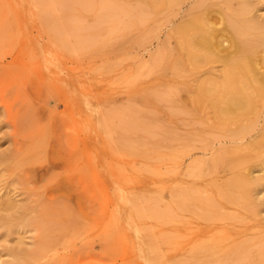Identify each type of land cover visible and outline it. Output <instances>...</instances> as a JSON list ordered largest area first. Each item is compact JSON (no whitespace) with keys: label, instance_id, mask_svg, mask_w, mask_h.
I'll use <instances>...</instances> for the list:
<instances>
[{"label":"rangeland","instance_id":"374dc122","mask_svg":"<svg viewBox=\"0 0 264 264\" xmlns=\"http://www.w3.org/2000/svg\"><path fill=\"white\" fill-rule=\"evenodd\" d=\"M261 80L264 0H0V264H264Z\"/></svg>","mask_w":264,"mask_h":264},{"label":"bare ground","instance_id":"6f19581e","mask_svg":"<svg viewBox=\"0 0 264 264\" xmlns=\"http://www.w3.org/2000/svg\"><path fill=\"white\" fill-rule=\"evenodd\" d=\"M173 1V0H168V2ZM207 3V2H206ZM199 4V3H198ZM202 5V4H199ZM198 5V6H199ZM218 5V4H217ZM203 6V5H202ZM208 6V5H207ZM223 6V5H222ZM195 7V5H194ZM193 8V7H192ZM211 8V7H210ZM226 8V7H225ZM196 9V7H195ZM194 9V10H195ZM227 10V8H226ZM191 11H193L191 9ZM230 12V11H228ZM227 12V13H228ZM237 12V11H236ZM193 13V12H191ZM204 13V12H203ZM201 15V12H200ZM187 16V15H186ZM204 17V16H203ZM208 17V16H207ZM186 18V17H185ZM209 18V17H208ZM225 19V18H224ZM184 21V20H183ZM206 23L209 22H205L204 19L202 17L199 16H190V18L187 20V22L183 23L182 25L177 27V30L179 33L181 34H186L187 37L191 38V47L192 48H196V50H192L190 53V57L195 58V56L197 55V53L202 54V52L198 49V46L200 48L201 44H204L203 41L206 40L204 39V36L202 35V29H203V25H205ZM221 23V22H220ZM223 23V22H222ZM230 25V23H229ZM226 26V25H225ZM235 26V25H234ZM206 27V26H204ZM208 27V26H207ZM231 27V26H230ZM242 27V26H241ZM209 28V27H208ZM216 28V27H215ZM233 28V27H232ZM219 31V30H218ZM235 32V31H234ZM215 32H210V36L212 38L216 37V33ZM247 33V32H246ZM236 34V32H235ZM240 34V33H239ZM242 34V33H241ZM203 40V41H202ZM209 40V39H208ZM186 41V40H185ZM207 41V40H206ZM206 43H209L208 41ZM210 45V43H209ZM209 45H207L209 47ZM251 45V44H250ZM204 46V45H203ZM205 46V49L206 47ZM241 46V45H240ZM207 47V49H208ZM211 48V47H210ZM249 48V47H248ZM246 48V49H248ZM201 49V48H200ZM204 50V49H202ZM209 50V49H208ZM242 50L243 47H242ZM249 50V49H248ZM251 50V49H250ZM211 52V50H209ZM240 51V50H239ZM252 51V50H251ZM246 52V51H245ZM244 52V53H245ZM241 53V52H240ZM199 54V55H200ZM204 54V53H203ZM212 54H214V52H212ZM206 55V52H205ZM204 55V56H205ZM208 55V54H207ZM209 56V55H208ZM215 56V55H213ZM202 58V57H201ZM209 58V57H208ZM200 60V59H199ZM203 60V59H202ZM200 60V61H202ZM246 61V59H245ZM196 62V59H195ZM248 62V61H247ZM199 63V62H198ZM231 64L237 69V71H230L227 72L226 75V83L229 85L228 87H223V88H218V89H214V90H210V92H213L212 95L214 97L215 100H221V102L223 103V107H222V113L227 114V116H229L228 114L231 113L233 111L234 108H241L245 111H248L249 109H251L253 106V100L251 99V97L247 94L246 90L247 88L250 86H244L245 84H243L242 86H237V77L239 76H246L247 75V70H249L248 66L250 65H246V63H243V60L240 57H237L235 59H232ZM247 79V78H246ZM252 79V78H251ZM257 79V77H256ZM263 79V78H262ZM258 80V79H257ZM252 81V80H251ZM260 81V79L258 80ZM254 82V81H253ZM240 83V82H239ZM246 83V82H245ZM254 85H256L254 83ZM253 85V86H254ZM248 88V89H249ZM256 92H261L264 93V80H261L259 87H252ZM206 91V90H204ZM209 92V91H208ZM250 94H252L250 92ZM259 94V93H258ZM255 95V94H254ZM257 95V93H256ZM258 96V95H257ZM258 100V99H257ZM260 101V100H259ZM264 101V100H263ZM259 105V104H258ZM226 116V115H225ZM226 116V117H227ZM241 118L243 119L242 115ZM227 120V119H226ZM239 129V128H238ZM241 130V129H240ZM264 143V136L260 137L259 139V144ZM233 185H235L237 188H240L241 185L237 180H233L231 182Z\"/></svg>","mask_w":264,"mask_h":264}]
</instances>
